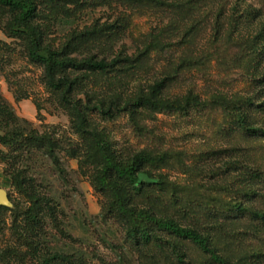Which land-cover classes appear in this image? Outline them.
<instances>
[{
    "label": "rangeland",
    "instance_id": "1",
    "mask_svg": "<svg viewBox=\"0 0 264 264\" xmlns=\"http://www.w3.org/2000/svg\"><path fill=\"white\" fill-rule=\"evenodd\" d=\"M38 2L36 22L44 30L45 43L62 49L74 37L95 31L73 55L121 59L113 69L92 73L85 89L91 104L100 107L102 101L113 109L109 116L95 107L91 115L118 153L128 156L148 148L171 155L168 165L155 170L153 177L144 175L145 180L157 181L162 174L182 187V196L194 199L204 194L230 198L233 190L249 184L254 191L246 202L264 208V135L245 133L235 124L229 127L223 108L213 102L217 95L264 101V52L248 43L264 20V0L202 3L182 12L118 0ZM251 9L260 17L253 18ZM10 18L0 5V105L16 117L5 121L0 116V135L17 130L53 138L59 165L43 149L0 142V187L12 202L0 212V252L6 255L1 264H39L41 256L54 253L83 255L88 264H141L130 250L124 224L105 214V198L94 187L92 166H82L69 155L71 149L81 148L82 139L59 97L46 85L43 67L28 57L25 40L7 33ZM165 78L166 95L191 92L207 105L187 113L137 114L133 119L126 103ZM78 98L88 102L85 93ZM253 114V126L264 129V111ZM18 170L29 179L23 185L12 181L11 172ZM31 186L54 206V213L48 212L42 229L28 238L24 212L31 204ZM233 224L224 241L236 256L264 253V229L258 222L244 216ZM31 238L40 242L37 249L28 244ZM188 253L194 264H207L197 250ZM256 259L253 263L264 264V255Z\"/></svg>",
    "mask_w": 264,
    "mask_h": 264
},
{
    "label": "trees",
    "instance_id": "2",
    "mask_svg": "<svg viewBox=\"0 0 264 264\" xmlns=\"http://www.w3.org/2000/svg\"><path fill=\"white\" fill-rule=\"evenodd\" d=\"M38 1L0 0V5L11 14L6 31L11 36L23 38L28 57L43 67L46 85L59 97L61 105L71 118L73 128L83 142L78 151L71 149L68 153L71 157L78 158L82 166H92L94 187L105 198V214L124 224L133 256H137L141 264H194L188 255L189 249L192 248L205 256L204 262L207 264H255L253 261L257 262L256 258H260L264 253L253 252L251 255L236 256L230 242L224 241L225 235H231L228 225H234L240 217L248 216L264 229V208H257L245 200L254 191L252 186L247 184L237 191L233 190L234 194L230 198L204 194L201 198L194 199L191 196H182V187L172 183L162 174L158 175L157 181L145 180L144 175L153 177L155 170L168 165L172 159L171 155L165 151L148 148L128 156L118 153L108 134L100 130L92 120L91 112L98 105L90 103V96L85 89V79L92 73L113 69L121 59L108 61L94 56L73 55L79 45L94 37L95 31L90 32L92 36L81 34L74 37L62 49L45 43L44 30L36 22L39 14ZM118 1L135 7L166 6L182 12L193 10L202 3L212 5L219 2L222 6L227 0ZM249 13L253 18L260 17L256 10L251 9ZM248 43L257 49L256 52H264V20ZM139 59L140 57H137L132 61L135 63ZM72 71L82 73L72 76ZM167 79L156 81L150 85L147 93H140L133 101L126 103L124 108L133 119H136L137 114L164 111L187 113L207 105L191 92L185 96L166 95ZM262 80L264 81V76ZM79 93H85L88 102L79 99ZM213 102L223 108L229 127L235 124L245 133L264 135L263 128L253 126V113L257 109L264 111V101L257 103L251 96L228 98L217 95ZM97 108L102 114L114 115L113 109L105 106L102 101L101 106ZM0 116L5 121L16 119L6 105H0ZM0 142L14 148L43 149L46 155L59 165L57 143L51 137L13 130L0 135ZM2 153L5 157L16 158L15 154ZM11 173L12 181L17 185H23L29 180L23 170ZM261 176L264 179V172L260 173ZM28 196L31 204L24 212V229L29 238L42 229L47 213L51 216L54 213V206L41 197L32 186ZM4 209L5 207L1 206L0 212ZM37 239L40 240V237ZM36 240L31 238L28 241L32 249L40 246V242ZM5 259L4 252H0V264L1 260ZM39 264L88 263L83 255L54 253L41 256Z\"/></svg>",
    "mask_w": 264,
    "mask_h": 264
},
{
    "label": "water",
    "instance_id": "3",
    "mask_svg": "<svg viewBox=\"0 0 264 264\" xmlns=\"http://www.w3.org/2000/svg\"><path fill=\"white\" fill-rule=\"evenodd\" d=\"M1 206H12V202L9 198L8 191L5 188L0 187V207Z\"/></svg>",
    "mask_w": 264,
    "mask_h": 264
}]
</instances>
